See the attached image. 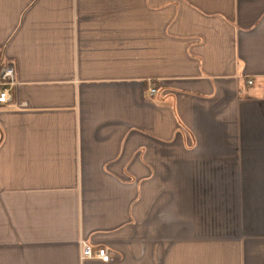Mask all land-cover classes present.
I'll use <instances>...</instances> for the list:
<instances>
[{
  "label": "crops",
  "instance_id": "1",
  "mask_svg": "<svg viewBox=\"0 0 264 264\" xmlns=\"http://www.w3.org/2000/svg\"><path fill=\"white\" fill-rule=\"evenodd\" d=\"M0 63V264H264V0H0Z\"/></svg>",
  "mask_w": 264,
  "mask_h": 264
},
{
  "label": "built area",
  "instance_id": "2",
  "mask_svg": "<svg viewBox=\"0 0 264 264\" xmlns=\"http://www.w3.org/2000/svg\"><path fill=\"white\" fill-rule=\"evenodd\" d=\"M249 84L253 83L252 79L247 81ZM15 85V69L12 65H5L0 70V104L7 103L12 98V90ZM157 89L150 88V94L155 95ZM82 258H98L104 262H109L111 255L107 247L93 248L91 244L83 242L82 244Z\"/></svg>",
  "mask_w": 264,
  "mask_h": 264
},
{
  "label": "trees",
  "instance_id": "3",
  "mask_svg": "<svg viewBox=\"0 0 264 264\" xmlns=\"http://www.w3.org/2000/svg\"><path fill=\"white\" fill-rule=\"evenodd\" d=\"M3 67V64L2 63H0V70H1V68Z\"/></svg>",
  "mask_w": 264,
  "mask_h": 264
}]
</instances>
